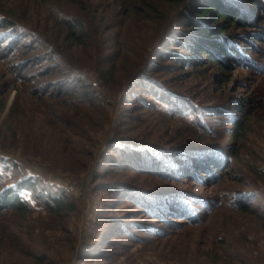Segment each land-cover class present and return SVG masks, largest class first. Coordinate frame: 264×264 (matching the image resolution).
<instances>
[{"label":"rangeland","instance_id":"rangeland-1","mask_svg":"<svg viewBox=\"0 0 264 264\" xmlns=\"http://www.w3.org/2000/svg\"><path fill=\"white\" fill-rule=\"evenodd\" d=\"M193 1L0 0V264H264V0L221 66Z\"/></svg>","mask_w":264,"mask_h":264},{"label":"trees","instance_id":"trees-1","mask_svg":"<svg viewBox=\"0 0 264 264\" xmlns=\"http://www.w3.org/2000/svg\"><path fill=\"white\" fill-rule=\"evenodd\" d=\"M170 2H178L179 0H168ZM148 7H151L146 1ZM230 3L228 0H194L191 2L186 10L184 15H187L188 26L193 28V35L188 48L193 52V55L197 54L200 51V55L204 52L205 54H212L211 50H206V43H211L210 46L215 47L216 53L219 58H213L212 60L217 61V65L221 66L223 61L230 60V55L235 51L232 45L228 46V40L232 37L225 38V32L228 30L230 25H238L241 22L245 23V20L238 18V12L232 6L227 5ZM5 23V22H3ZM209 24V25H208ZM7 25V24H5ZM65 30L67 32V37L76 39L78 35L75 30L79 28L81 31L80 35L83 34V27L75 19L65 21ZM217 27L214 31L211 27ZM82 36V35H81ZM80 36V37H81ZM79 37V38H80ZM219 37H221L219 39ZM223 37V38H222ZM225 38V39H224ZM227 39V40H226ZM232 40V39H230ZM76 41H79L78 39ZM233 42L235 40H232ZM239 42V41H238ZM176 44V42H175ZM209 55V56H210ZM211 58V57H210ZM183 62L188 63L190 61L198 62L201 58H192L191 56H182ZM181 61V60H180ZM101 76L103 79H108L110 77L108 71H102ZM82 88V87H81ZM243 123H240L236 126L238 132L242 129ZM36 186V181L30 179H25L18 182V188L22 187L25 189L34 190ZM17 188L8 187L3 188L0 193V210L5 208H10L14 210L26 211L27 203L19 196L20 192H17ZM64 194V193H63ZM35 195V194H34ZM45 205L49 210L58 212L62 209H71V201H67V197L64 194L63 196H52L48 195L45 200ZM38 258V256H35Z\"/></svg>","mask_w":264,"mask_h":264}]
</instances>
